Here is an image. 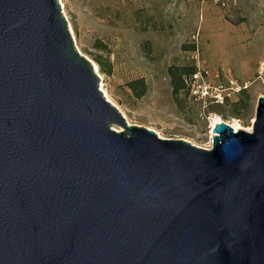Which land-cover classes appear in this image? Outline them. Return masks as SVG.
I'll return each instance as SVG.
<instances>
[{
	"label": "water",
	"instance_id": "water-1",
	"mask_svg": "<svg viewBox=\"0 0 264 264\" xmlns=\"http://www.w3.org/2000/svg\"><path fill=\"white\" fill-rule=\"evenodd\" d=\"M213 135L129 124L58 0H0V264H264V98Z\"/></svg>",
	"mask_w": 264,
	"mask_h": 264
},
{
	"label": "rangeland",
	"instance_id": "rangeland-1",
	"mask_svg": "<svg viewBox=\"0 0 264 264\" xmlns=\"http://www.w3.org/2000/svg\"><path fill=\"white\" fill-rule=\"evenodd\" d=\"M58 1L76 50L95 65L100 90L129 124L206 150L215 116L239 131L253 129L264 98V0ZM95 56L110 60L111 76ZM197 64L211 74L209 82L219 73L222 82L248 85V105L235 108L234 94L203 110L186 91L174 96L169 69ZM137 80L148 86L141 99L127 86Z\"/></svg>",
	"mask_w": 264,
	"mask_h": 264
},
{
	"label": "built area",
	"instance_id": "built-area-1",
	"mask_svg": "<svg viewBox=\"0 0 264 264\" xmlns=\"http://www.w3.org/2000/svg\"><path fill=\"white\" fill-rule=\"evenodd\" d=\"M196 73L187 81L191 98L200 104L203 110L211 106L223 105L232 95L248 89V85L239 86L234 80L221 81L220 74L215 75L216 82H209L211 74L196 65Z\"/></svg>",
	"mask_w": 264,
	"mask_h": 264
},
{
	"label": "trees",
	"instance_id": "trees-1",
	"mask_svg": "<svg viewBox=\"0 0 264 264\" xmlns=\"http://www.w3.org/2000/svg\"><path fill=\"white\" fill-rule=\"evenodd\" d=\"M98 49L106 51V48H103V47L98 48ZM94 61L98 65L102 74L106 76L112 75L113 65L110 62V60L102 56H95ZM196 71H197L196 65H191V67H187V68H170L169 69L168 74H169V77L171 78V87L173 89L174 96L179 95L181 91H186L187 94L190 93V90L188 89V86H187V81L196 73ZM127 86L133 92L134 96L137 99H141L145 97L148 92V86L146 85L144 80L133 81L129 83ZM237 95L240 96V100H239V103L235 105V108L242 104L248 105L250 97L247 95L246 90H243ZM237 114L238 113L235 112L234 115H237Z\"/></svg>",
	"mask_w": 264,
	"mask_h": 264
},
{
	"label": "bare ground",
	"instance_id": "bare-ground-1",
	"mask_svg": "<svg viewBox=\"0 0 264 264\" xmlns=\"http://www.w3.org/2000/svg\"><path fill=\"white\" fill-rule=\"evenodd\" d=\"M96 69V68H95ZM97 71V70H96ZM224 122L221 120V118H219L218 116H215L213 119H212V124H211V130H212V132H211V134H212V137H214V135H213V129L216 127V125H218V124H223ZM234 130H235V132H238L239 131V128H236V127H232ZM118 132L120 131V130H117ZM252 130L250 129V130H248V132H251Z\"/></svg>",
	"mask_w": 264,
	"mask_h": 264
}]
</instances>
